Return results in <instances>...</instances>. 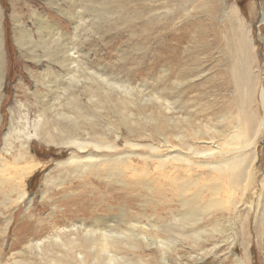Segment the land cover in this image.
Instances as JSON below:
<instances>
[{"label":"rangeland","instance_id":"374dc122","mask_svg":"<svg viewBox=\"0 0 264 264\" xmlns=\"http://www.w3.org/2000/svg\"><path fill=\"white\" fill-rule=\"evenodd\" d=\"M0 5L3 8L0 36L5 43L6 68L0 98V115L3 116L0 143L11 111L17 127L23 124V112L27 111L31 119L38 113L43 93L47 90L46 80L42 77L48 69L59 76L60 72L73 68L89 74L86 90L78 86L73 93L80 91L78 102L88 109L93 119L80 124L82 130L78 136L84 135L92 140L91 135L97 132L107 141L116 138L117 153L128 152V142L138 144L128 168L118 164L116 172L109 168L105 173L92 169L91 173L78 178L71 174V166L63 171L54 167L56 160L68 156V149L76 152L73 146H56L57 139L45 142L41 138H32L30 151L41 162L26 178L30 210L27 213V203L7 209L0 205V264H55L56 261L50 260L47 254L57 256L63 252L62 246L45 242L41 257L32 253L30 248L36 241H46L47 237L58 234L59 227L69 226L71 219H79L82 213L86 218L91 213L116 217H123V214L125 222L135 216L139 221L134 233H142L141 225L147 230L152 229L148 228L150 219L154 225L157 220L167 222L171 214L183 209V205L189 207L208 202L211 194L210 182H204L207 175L191 179L185 167L173 171L176 163H167V169L171 171L168 174L157 172L154 162H149L147 165H150L152 174L146 176L143 157L173 153L177 150L174 147L180 146L176 136L181 130L189 135L182 141L189 144L193 143L191 131L198 128L220 129L224 134L236 130L234 115L238 89L230 77L231 61L236 55L232 56L234 41L226 30V14L237 5L241 9L240 15L252 25L254 44L258 46L252 73L259 76L264 86V22L259 20L260 12L264 11V0H0ZM65 10H72L73 17H68ZM39 15L54 23L59 33L63 32L61 47L73 40L77 48H71L72 52L79 53L78 49H82L81 59L61 68L57 59L48 62L39 46H32L38 49L36 54L39 53L42 59L39 63L30 52L18 48L13 39L14 23L19 20L22 28L31 30L36 40ZM76 25L78 29L74 30ZM74 32L78 37L72 36ZM93 74L104 78L106 85L98 89ZM52 90L55 99H49L50 103L57 101V105H65V91L55 87ZM56 90L61 91L57 96ZM116 99H131V102H116ZM14 100L19 101L21 107H14ZM165 101L170 102V112L164 110ZM45 108L46 104H43L41 109ZM254 109L264 119L258 91L254 97ZM166 116L174 117L177 126L172 127ZM71 130L76 132L77 127ZM164 140L170 141L172 146H164ZM258 143L261 144L258 147L259 160L246 194L235 193L234 204L228 210L213 207L203 216L205 221L202 224L207 228L214 220L225 227L227 222L231 223L232 246L220 242L216 234L198 244L181 242L172 247L176 248L175 252L169 251L170 261L180 255L181 263L186 264H238L234 255L242 256L247 247V264H264V242L254 221V212L256 208L261 209L263 202L260 185L264 187V136ZM155 145L162 147L153 151ZM195 145L201 147L204 143ZM108 152L113 154L111 150ZM179 172L181 176L188 175L182 177L185 179L183 183L173 181L179 179ZM41 191H46L47 195L44 197ZM224 194L220 192L217 196ZM81 199L84 200V209L76 212L71 206L78 205L76 200ZM50 200L56 206L49 204ZM93 203L98 210L93 209ZM65 205L73 214L64 210ZM6 217H11V221L7 231L2 233ZM241 222L245 224L242 230ZM119 225L126 227L124 223ZM224 229L228 234V226ZM213 242L218 243L216 254L204 255L197 261L192 252ZM120 251L133 256L141 252L145 262H149L147 264H160L159 252L153 246L148 248L141 244L136 250L124 247ZM150 252L153 255H148ZM188 254L191 257L188 258Z\"/></svg>","mask_w":264,"mask_h":264},{"label":"bare ground","instance_id":"6f19581e","mask_svg":"<svg viewBox=\"0 0 264 264\" xmlns=\"http://www.w3.org/2000/svg\"><path fill=\"white\" fill-rule=\"evenodd\" d=\"M56 9L59 10V4H57ZM240 10L237 5H234L231 12L226 14V19H228V29L226 30L230 35L231 41H234L231 45V49L234 52L232 56L235 57L236 55V58L231 61L232 67L230 70L231 82L238 89V99H235L237 112L234 115L236 119L234 121L237 124L236 130L224 134L220 129L211 130L207 128L201 130L198 128L191 131L190 136L193 138V143L190 144L182 141V138H186L189 135L181 130L178 131L176 138L180 146L185 150L180 146H176L174 148H177V150L173 153L167 152L166 154L143 157L146 176L152 174V171L149 170L150 165H147L149 162H154L157 172L163 171V173L168 174L171 171L167 169V163H176L173 166V171L176 172L179 171L180 167H185L191 179L207 175L204 182H210L209 192L211 194L208 202L189 207L188 205H183V209L178 211L177 214H171V218L167 222L157 220L156 225H154L150 219L148 228L152 229L147 230L145 226L141 225L139 227L143 231L142 233H134V228L139 221L134 215L133 219L127 218L125 222L126 216L123 214V217H116L114 215L105 216L104 214L91 213L86 218V214L82 213L79 215V219L75 220L72 218L69 226L59 227L58 229L61 231L58 234L47 237L46 241L43 239L33 243L30 248L32 253L35 255L39 254L38 256L41 257L42 246L47 242L63 247V252L58 253L57 256L47 254V256L51 257L50 260L56 261L55 264H60L59 262L66 264L69 262L71 264H147L149 262H145L141 252L133 256L120 251L124 247L136 250L143 244L148 248L153 246L157 249L160 264H186L181 263L182 258L180 255H178L180 258L170 261L169 255L171 253L169 254V251H176V248H172L175 244H180L181 242L198 244L203 239L214 238L216 234L219 237L218 239L221 240L220 242H227L228 246H232L234 238L230 222H227L226 225L230 229L228 234L224 231L225 225L223 223L218 224L217 220H214V223L209 228L202 223L205 221L203 217L205 213L209 212L213 207H218L219 210L222 208L228 210L234 204L235 193H240L241 196L246 194L249 181L255 175L256 167L254 166L259 160L258 147L261 144L258 142L264 136V119L260 118L254 109L256 91L260 94V103L264 109V86L261 84L259 76L252 73L255 50L258 46L254 44L252 25L246 22V17L240 15ZM71 11L65 10L68 17L72 16L70 14ZM2 12L3 8L0 5V13ZM260 14L259 20L264 22V11L260 12ZM81 20L83 22V16H81ZM18 21L14 23L13 39L19 49L23 48L26 52H30L38 63L42 59H40L39 53L36 54L38 49L32 46L41 47L43 54L47 55L45 58L48 62L57 59L61 68L68 67L71 62L78 61L81 59L80 56H83L84 53L80 48L78 49L79 53L77 51L72 52L71 48H77L73 40L68 42L67 46L61 47L64 40L62 38L63 32L59 33V28L54 23H50L45 17L39 15L37 18L36 40L33 39L32 31L22 28L21 23H18ZM75 29H78L77 25L74 26ZM72 36L78 37L75 32ZM4 44L3 37L1 38L0 36V98L3 95L1 90L2 79L6 69ZM74 53H76L75 56H73ZM69 72L72 74H69ZM56 76L50 69H48L46 75H43L42 78L46 80L45 89L47 90L43 93V102L33 119L28 118V112L25 111L21 118L23 124L17 127L14 123L13 112L9 108L11 112L7 121V129L1 135L0 143V205L6 209L27 203L28 206L25 207L27 213L30 210L31 198L27 197L26 178L34 169L38 168V164L41 162L37 161L35 154L30 151L31 139L34 137L41 138L45 142L57 139L58 142L53 141L56 146H65L66 148L73 146L76 152L68 149V156L62 160H56L54 167L63 171L67 166H71L73 168L71 174H75V177L78 178L86 173H91L92 169L94 172L103 171L105 173L109 172V168L116 172L119 169L118 164L128 168L130 165L129 159L138 146L137 142L131 141L128 142V147L130 148L128 152L117 153L116 138L114 141H107L97 132L94 133L95 135H91L92 140L86 139L84 135L79 137L78 134L82 130L80 124L91 122L93 119H91L88 109L78 102L80 91L76 93H73V91L78 86L86 90L89 74L87 71L86 73L83 71L80 73V71L70 68ZM94 77L98 89L106 85L104 78L97 75H94ZM53 87L61 88L65 91V105H57V101L50 103L49 99L55 97L52 96L54 93ZM59 92L61 91L56 90V96ZM75 96L77 98H74ZM130 100L116 99V102H131ZM108 101L112 100L109 99ZM145 101L148 100L146 99ZM14 104V107L16 105L21 107L19 101L14 100ZM43 104H46L45 109H41ZM160 104L162 105L163 102H160ZM164 110L166 112L171 111L170 102H164ZM1 115L0 122L2 123L1 117L3 118V116ZM91 116L94 115L91 114ZM166 118L172 127L177 126L178 123L175 122L174 117L166 116ZM182 119L188 122L187 118L183 117ZM110 124L109 122L108 126ZM75 127H77V131L73 132L71 129ZM217 136L220 137L217 138ZM199 142L204 143V145L201 147L195 145V143ZM169 143L170 141L164 140V146L171 147L172 145H169ZM161 147L160 145H155L153 151ZM103 150H105L104 153L102 152ZM108 150L113 151V154L109 155ZM180 174L179 172L177 175L179 179L173 180L174 182L183 183L182 180L185 179L182 177L188 176H181ZM44 178L46 179V175ZM46 184L44 186L47 188ZM262 186L260 185L263 193V202L261 209L256 208L254 212V219H256L254 221L255 229L260 230L261 240L264 242V187ZM72 192V195H75L76 192ZM220 192L225 194L222 197H218L217 195ZM41 195L45 197L47 192L41 191ZM48 198L51 199L50 195ZM76 201L79 204L75 205V207L71 206V208L76 209V212L83 210L84 200ZM196 201H198V198H196ZM49 204L56 206L52 200H50ZM93 204V209L98 210L99 208H97L96 204ZM63 208L68 210L67 213L73 214L66 205ZM100 208L102 207L100 206ZM115 218H117L116 221L113 220ZM240 219L243 220V217L240 216ZM10 221L11 217L4 218L2 233L4 230L7 231ZM120 223H124L126 227H121ZM198 225L202 227L200 228ZM240 225L241 230L245 228V224H242V222ZM34 226L39 227L38 224ZM153 227L156 229H153ZM217 247L218 243L213 242L210 246L199 247L198 251L192 252V255L195 254V259L199 261L204 255L216 254L215 250ZM248 253V248L245 247L242 256L234 255L237 263L247 264ZM148 255L153 254L150 252ZM189 257H191L190 254H188Z\"/></svg>","mask_w":264,"mask_h":264}]
</instances>
